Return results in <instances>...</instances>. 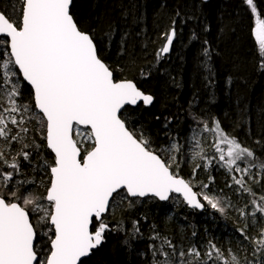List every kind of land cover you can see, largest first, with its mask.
Masks as SVG:
<instances>
[{
  "label": "snow or ice",
  "instance_id": "snow-or-ice-1",
  "mask_svg": "<svg viewBox=\"0 0 264 264\" xmlns=\"http://www.w3.org/2000/svg\"><path fill=\"white\" fill-rule=\"evenodd\" d=\"M242 2L255 17L256 71L264 74V8L261 0ZM76 3L15 0L10 8L0 7V264H87L110 235L120 236V246L131 251L133 241L143 238L140 221L129 228L116 212L145 199L201 212L210 208L221 216L232 209L239 215L236 223L243 221L234 230V248L214 239L176 243L152 225L150 243L139 253L145 264H264V106L257 133L254 114L237 98L230 131L220 118L198 110L194 91L188 102L192 135L182 142L169 130L173 117L166 116L161 141L135 113L141 102L152 105L154 95L138 86L135 75H125L138 72L146 80L155 70L152 64L137 66L131 41L141 33L131 28L141 18L131 6L113 4L123 25L107 13L85 24ZM177 18L179 10L158 34L157 63L173 51ZM203 31L210 33L211 26ZM193 43L200 44L197 63L211 87L215 49L195 30L187 46ZM113 49L119 60L109 63L105 53ZM225 83L231 86V75ZM237 127L259 151L240 138ZM193 146L198 150L186 158ZM186 164L187 178L181 174ZM214 164L228 174L226 187L246 201L238 204L223 189L214 191L211 175L199 179ZM25 167L47 181L19 178Z\"/></svg>",
  "mask_w": 264,
  "mask_h": 264
},
{
  "label": "trees",
  "instance_id": "trees-1",
  "mask_svg": "<svg viewBox=\"0 0 264 264\" xmlns=\"http://www.w3.org/2000/svg\"><path fill=\"white\" fill-rule=\"evenodd\" d=\"M162 2L166 3V8L160 7ZM11 3H15V0H0V7L10 8ZM113 4L131 6L132 15L141 18L139 23L132 25L131 28L133 32L141 33L131 41L135 46L137 66L146 67L152 64L155 69L152 76L146 80L140 79L138 72L125 73L129 79L135 75L138 86L155 97L150 107L140 104L135 108L138 123L146 125L154 136L163 141L164 117H173L169 130L173 135H178L183 142L192 135L188 102L192 100L195 91L199 96L198 110H203L209 118L211 116L220 118L230 131H232L230 126L239 112L235 101L237 98L245 101L254 114L255 128L259 133V115L261 107L264 106V74L256 71V45L252 34L255 17L250 14L242 0H211L207 5H203L201 0H77L76 11L85 24L90 18L107 13L109 18L123 25L119 9L114 10ZM258 6L264 8V0H261ZM176 10L180 11L181 18H177L178 37L174 42L173 51L157 63L155 52L162 43L158 34L170 22ZM181 19L187 22L181 23ZM206 24L211 26L210 33L203 31ZM180 29L182 31H179ZM193 30L200 35L201 40L206 37L215 49L213 65L215 83L211 87L206 86L207 71L197 63L200 44L193 43L187 46ZM105 55L110 56L109 63L119 60V56L115 55V49L112 53L106 52ZM116 75L119 78L121 73L117 72ZM229 75L232 76V83L230 87H226L225 82ZM156 116H160L161 119L156 120ZM235 132L239 133L242 140L252 144V139L246 136L243 129L237 127ZM204 135L208 136L207 133ZM203 146L207 147L206 142ZM252 146L257 148V151L260 150L256 145ZM197 150L193 146L186 152V158ZM46 156L51 159L50 153H46ZM181 168V174L187 178L191 172V164L182 165ZM24 171V177L19 178L39 181L43 176L42 173L37 176L31 168L25 167ZM209 175L215 178L212 186L214 191L223 189L232 201L238 204L248 199L244 195L238 200L233 190L226 187L229 177L223 168L214 164L212 168L201 172L199 179L207 181ZM43 179L46 182L48 177L43 176ZM256 191L259 193L261 189L256 186ZM121 216L129 228L133 220H139L143 238L133 241V248L129 251L120 246V236L110 235L107 243L87 264H145L146 258L142 259L139 253L146 251L150 243L148 238L152 235V225H156L162 235L172 237L176 243L187 245L193 239L197 241L214 239L218 246L224 248H227L230 242L231 246L235 247V237L238 234L234 230L238 226H243V221L236 223L239 215L232 209L226 216H221L210 208L201 212L171 201L151 199H145L132 208L125 206L123 212L117 210L115 218L120 219ZM193 231L198 233L195 238L191 236Z\"/></svg>",
  "mask_w": 264,
  "mask_h": 264
},
{
  "label": "water",
  "instance_id": "water-1",
  "mask_svg": "<svg viewBox=\"0 0 264 264\" xmlns=\"http://www.w3.org/2000/svg\"><path fill=\"white\" fill-rule=\"evenodd\" d=\"M209 1H211V0H208V2H209ZM140 104H142V102H141ZM140 104H139V105H140ZM150 106H151V105H150ZM148 107H149V106H148Z\"/></svg>",
  "mask_w": 264,
  "mask_h": 264
},
{
  "label": "bare ground",
  "instance_id": "bare-ground-1",
  "mask_svg": "<svg viewBox=\"0 0 264 264\" xmlns=\"http://www.w3.org/2000/svg\"><path fill=\"white\" fill-rule=\"evenodd\" d=\"M145 107H148V106H145ZM150 107V106H149Z\"/></svg>",
  "mask_w": 264,
  "mask_h": 264
}]
</instances>
